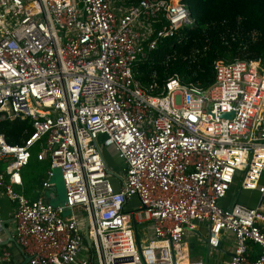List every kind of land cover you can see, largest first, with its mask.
Segmentation results:
<instances>
[{
  "label": "built area",
  "instance_id": "1",
  "mask_svg": "<svg viewBox=\"0 0 264 264\" xmlns=\"http://www.w3.org/2000/svg\"><path fill=\"white\" fill-rule=\"evenodd\" d=\"M124 3L0 0V124L33 126L23 144L0 132L2 261L17 264L4 245V196L16 202L13 238L28 264H204L185 241L199 224L213 250L234 237L228 264H264V68L218 59L209 87L175 74L154 94L157 72L146 86L136 65L196 19L184 0ZM36 145L54 198L60 170V203L16 188ZM110 147L123 163L116 183ZM240 172L241 190L260 203L222 206ZM134 196L140 207L127 210ZM140 226L152 238L138 248ZM250 242L260 247L254 259Z\"/></svg>",
  "mask_w": 264,
  "mask_h": 264
},
{
  "label": "trees",
  "instance_id": "2",
  "mask_svg": "<svg viewBox=\"0 0 264 264\" xmlns=\"http://www.w3.org/2000/svg\"><path fill=\"white\" fill-rule=\"evenodd\" d=\"M118 4L128 0H116ZM196 24L182 28L177 35L160 42L151 58L136 65V76L149 86L157 72L156 82L162 91L168 78L178 74L183 82H193L203 88L214 81V63L218 59L235 58L258 60L264 68V0H184ZM12 144H23L33 133L31 121L19 118L0 124ZM39 145L32 148V157L24 169L26 184L33 186L34 178L28 169L47 170L49 160H39ZM46 172V171H45ZM42 180L45 174L41 175ZM253 244L257 257L258 244ZM253 258V259H254Z\"/></svg>",
  "mask_w": 264,
  "mask_h": 264
},
{
  "label": "crops",
  "instance_id": "3",
  "mask_svg": "<svg viewBox=\"0 0 264 264\" xmlns=\"http://www.w3.org/2000/svg\"><path fill=\"white\" fill-rule=\"evenodd\" d=\"M25 169V168H24ZM45 177H46V172H45ZM23 178H24V170H23ZM44 180V179H43ZM42 180V182H43ZM235 184V182H234ZM234 184L231 187V190L229 193L233 190ZM29 185L26 184V181L24 179V185L22 187L16 186L18 190H22L30 199H37L41 193H43L47 199L53 201L54 198L51 195V190L49 189H43L42 184L38 186H32L28 187ZM56 186V185H55ZM56 191V190H55ZM228 193V194H229ZM234 199L232 202L225 204H220L222 206H229L233 204L234 202L238 201L243 204H247L249 206L255 207L260 203V195L256 191H244L241 190V187L239 190L236 192H233ZM136 197V196H134ZM133 197V198H134ZM224 199V198H223ZM222 200V199H221ZM1 204L3 207V217L4 221H9L6 224L7 229L12 233V236H14V230H15V221H14V211L16 209V202L9 200L6 197L1 198ZM204 229H208V234H209V228L206 224H199L195 230H189L188 234L186 236V247L188 251V255L191 259H197V260H202L205 264L206 256L208 253L207 250V244L204 241L200 242L197 247L192 246L191 243L189 242V239L195 238L197 236H202V231ZM152 233V231H151ZM208 234L206 235L208 237ZM4 237L5 240L4 242L8 239V235L5 231L4 228ZM12 243V244H11ZM10 251L12 252V256L17 264H24L25 262V256L18 247L17 243L14 241H10L8 244H5ZM251 248V258H254L253 255L255 254V251L253 250V244H249ZM198 248V249H197ZM234 248H235V239L234 237H227L224 236L222 239V243L219 249L213 250L211 249L209 252V257H208V264H228L229 260L231 259L232 255L234 254ZM258 254V253H257ZM0 264H6L5 262L2 261L1 259V252H0ZM28 264V263H27Z\"/></svg>",
  "mask_w": 264,
  "mask_h": 264
},
{
  "label": "rangeland",
  "instance_id": "4",
  "mask_svg": "<svg viewBox=\"0 0 264 264\" xmlns=\"http://www.w3.org/2000/svg\"><path fill=\"white\" fill-rule=\"evenodd\" d=\"M115 5L117 4L115 3ZM105 157L109 166L110 177L113 180V182L116 183L119 180V177L122 176L123 174L122 160L118 157V153L114 147H110L105 150ZM45 171L46 170L42 171V169H33V168L28 169V174L30 175V177L34 178L33 186L36 187L42 184L43 177H41V175L42 174L44 175ZM55 174L56 175L51 179V182L54 183L57 187V197L56 199H53V202L60 203L66 199V190H65L64 181L61 177L60 170H56ZM243 177H244L243 173L241 172L236 175V180L233 190L224 199L220 200L222 204L226 205L227 203L233 201L234 199L233 192L234 191L237 192L239 190V188L241 187V181L243 180ZM51 195L52 196L54 195V191H51ZM139 207H140V201L137 196L130 199L126 204L127 210L139 209ZM68 214H70V209L66 210L65 215L67 216ZM202 233H203L202 236H197L195 238L189 239V242L191 243L192 246L197 247L200 242H203V238L207 237L206 235L208 234V229H204ZM151 238H152L151 230L149 228H142V226H140L138 228L139 242H136L137 247L139 248V245L144 246L149 242Z\"/></svg>",
  "mask_w": 264,
  "mask_h": 264
},
{
  "label": "water",
  "instance_id": "5",
  "mask_svg": "<svg viewBox=\"0 0 264 264\" xmlns=\"http://www.w3.org/2000/svg\"><path fill=\"white\" fill-rule=\"evenodd\" d=\"M224 116L228 117L229 114H225ZM54 190H57V187H53ZM9 221H4L3 225H4V228H5V231L8 235V239L4 242L5 244H8L10 241H14V238L12 236V233L7 229L6 227V224L8 223ZM87 240H88V234L86 236ZM204 241L206 242L207 244V250H208V253H207V256H206V260H205V264H208V257H209V252L210 250L212 249L211 246H210V243H209V238L208 237H205L204 238ZM30 260V256H25V262L24 264H27Z\"/></svg>",
  "mask_w": 264,
  "mask_h": 264
}]
</instances>
